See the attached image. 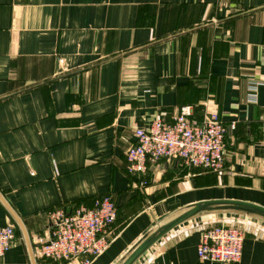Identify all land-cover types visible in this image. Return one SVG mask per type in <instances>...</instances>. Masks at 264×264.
<instances>
[{"label": "crops", "instance_id": "crops-1", "mask_svg": "<svg viewBox=\"0 0 264 264\" xmlns=\"http://www.w3.org/2000/svg\"><path fill=\"white\" fill-rule=\"evenodd\" d=\"M185 105L228 126L224 171L160 158L129 173L136 126ZM104 194L118 215L92 264L196 202L264 206V0H0V228L16 233L0 264H62L38 253L48 213ZM221 215L243 225L233 264H264V220L236 212L177 225L134 264H222L198 256Z\"/></svg>", "mask_w": 264, "mask_h": 264}, {"label": "built area", "instance_id": "built-area-1", "mask_svg": "<svg viewBox=\"0 0 264 264\" xmlns=\"http://www.w3.org/2000/svg\"><path fill=\"white\" fill-rule=\"evenodd\" d=\"M258 81L249 83L250 100H257ZM228 126L215 111L201 118L192 106H181L168 121L162 116L149 126H136V143L128 150L127 170L145 173L148 161L178 159L187 167L221 173L225 169ZM118 208L111 194L95 199L93 206L79 204L71 212L64 209L48 213L51 237L38 247V253L62 264H92L110 244L112 225ZM16 238L12 224L0 228V257ZM245 234L242 227L218 222L203 231L198 256L203 261L233 264L242 256Z\"/></svg>", "mask_w": 264, "mask_h": 264}, {"label": "water", "instance_id": "water-1", "mask_svg": "<svg viewBox=\"0 0 264 264\" xmlns=\"http://www.w3.org/2000/svg\"><path fill=\"white\" fill-rule=\"evenodd\" d=\"M218 212H236L264 220V206L234 199H214L196 202L181 208L170 215L166 221L156 224L146 232L117 262V264H134L153 244L177 225L205 214Z\"/></svg>", "mask_w": 264, "mask_h": 264}, {"label": "rangeland", "instance_id": "rangeland-1", "mask_svg": "<svg viewBox=\"0 0 264 264\" xmlns=\"http://www.w3.org/2000/svg\"><path fill=\"white\" fill-rule=\"evenodd\" d=\"M215 218H218V219H215ZM207 220H209L210 222V224L208 225V226H210V225H212V224H216V223H218V222H224V221H226V222H229L230 224H233V225H237V226H240V227H242L243 225L240 223V222H236V220L235 221H233L234 219L231 217V215H228V216H219V217H210V218H207Z\"/></svg>", "mask_w": 264, "mask_h": 264}, {"label": "trees", "instance_id": "trees-1", "mask_svg": "<svg viewBox=\"0 0 264 264\" xmlns=\"http://www.w3.org/2000/svg\"><path fill=\"white\" fill-rule=\"evenodd\" d=\"M216 224H212V225H210V226H208V227H211V226H215Z\"/></svg>", "mask_w": 264, "mask_h": 264}]
</instances>
